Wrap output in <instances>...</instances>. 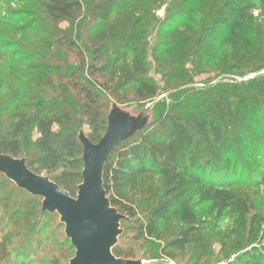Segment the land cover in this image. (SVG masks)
I'll return each instance as SVG.
<instances>
[{
    "label": "trees",
    "instance_id": "1",
    "mask_svg": "<svg viewBox=\"0 0 264 264\" xmlns=\"http://www.w3.org/2000/svg\"><path fill=\"white\" fill-rule=\"evenodd\" d=\"M31 1L46 18L21 31L79 22L82 45L68 35L72 30H61L43 51L61 63L30 64L17 71L23 74L22 84L0 94V155L25 160L34 173L77 198L85 168L80 126L88 125L85 135L99 143L109 126L110 100L119 105L130 103L131 95L141 104L157 100L148 115L152 119L117 146L104 171L107 197L123 216L114 256L202 264L214 257L218 236L223 264H264V217L253 214L248 196L235 189L252 175L262 179L264 78L192 87L195 72L209 64L223 74L228 68L237 74L264 69V0ZM163 8L162 20L158 13ZM4 14L0 11V19L8 20ZM11 45L0 46V65L5 55L10 60L17 56L7 51ZM32 51L23 52L17 62L26 63ZM75 51L79 61L71 64ZM152 65L162 71L163 87L149 77ZM4 75L0 67V79ZM65 92L72 97L67 99ZM203 153L210 175L200 161ZM5 181L0 203L14 230L0 237V264H70L76 248L67 235L54 240L61 252L50 257L44 248L32 256L33 244L25 248L15 240L22 233L39 237L41 218L59 214L44 211L42 197L7 176ZM19 190L29 197L10 208ZM223 218L233 225L217 231L212 221ZM131 221L133 240L152 247L142 258L124 238L122 225Z\"/></svg>",
    "mask_w": 264,
    "mask_h": 264
},
{
    "label": "rangeland",
    "instance_id": "2",
    "mask_svg": "<svg viewBox=\"0 0 264 264\" xmlns=\"http://www.w3.org/2000/svg\"><path fill=\"white\" fill-rule=\"evenodd\" d=\"M37 3L35 1L31 0H1L0 2V11L5 13L4 15H7L6 18L9 20V18H12L10 22L8 20H1V27L0 32L1 39H0V46L4 48L7 47L8 43L12 44L9 49H7L8 52H16L17 56L15 58H11L5 55V58L7 59L4 63H1L0 67L2 69V72L5 73L4 76L0 79V94L1 93H11L13 90L18 89L17 87L22 84V80L20 75H23L21 73H17V71L25 70L28 65H39L42 63H48V64H54L58 63L55 62V59H53V55L47 56L43 51H45V45L47 46V43L54 42L53 40L56 38V36L61 33V30L67 31L72 30L74 33H68L70 37H72L74 40L78 41L80 45H82V41L79 40L78 35H80V27L79 22H76V24L71 25L70 23H62L59 27L55 29V27L52 24H48V28L45 29L44 25L41 24V27L35 25L38 30L32 31V33H26L25 31H21V28L26 27V25L31 24L32 22H35L36 19L41 18L45 19L46 17L40 14V10H38V7L36 5ZM167 8H163V10L159 11L158 15L160 19H164L166 16V10ZM259 12H256L255 15L258 16ZM74 27V28H72ZM71 31V32H72ZM83 34V32H82ZM68 37V38H70ZM5 49V48H4ZM31 58L24 64H20L17 61H19L18 58H22V53L31 51ZM38 54H41L40 56H37ZM55 54H59V52H55ZM79 54V51L73 53V56H71L70 63H76L79 61V57L77 56ZM18 57V58H17ZM24 59V58H22ZM61 63V62H59ZM12 70L10 71L11 67ZM62 66L61 64H58L57 67ZM192 70L195 71V68L191 67ZM17 69V70H15ZM229 70V68H228ZM228 70H226L227 74L221 73V71L217 70L212 66V64L207 65L201 70H197L195 72L196 78L194 81V85H192L193 89L198 90V88H213V86H216L217 84H228V83H244L249 80L257 79V77L264 78V69L260 70L259 72H255L252 69H247L244 71L243 74H237L235 72L228 73ZM13 71V72H12ZM12 72V73H10ZM163 74L162 71L156 68L155 65H152L151 72L149 77L152 78L157 84H160L161 87L164 86L163 84ZM20 79V81H18ZM56 85L58 83L56 82ZM59 88H63V84L59 82ZM186 88V87H185ZM167 94H164L159 100L166 97ZM64 96L67 97V99H70L72 97V94L64 93ZM202 95L198 94V97H201ZM130 98V97H129ZM158 100V101H159ZM110 108L108 112V119L110 120H117L121 114L125 116V119L127 121L133 122L136 120L142 111H144L147 107L157 102V100L153 101L152 103H143L141 104L139 101L135 100L133 95H131V101L130 103L126 105H119L116 101L110 100ZM153 113V112H152ZM151 117V118H150ZM150 120L152 119V114L150 116ZM264 125V122H262ZM79 133L81 134H89V127L86 124H82L79 129ZM35 137H38L37 134H35ZM198 138V137H197ZM206 156V154H202L201 156V163L205 170H207L208 175H210V169H208V165L206 164V161H203ZM248 169H246V175H249V172H247ZM240 171V170H239ZM240 174V172H239ZM262 177V179H257L258 177H254L252 175L251 178H246L243 183L239 184L238 188L235 189L240 191L244 198L250 199L251 203L255 206V211L253 214H259L262 218L264 217V170H260L259 177ZM6 176L3 174H0V198L3 194H1L4 189L2 188V185L5 184ZM16 193V192H15ZM18 193V195H17ZM16 193V196L14 197L15 200L10 205V208L15 206L16 203H20V200L23 198L25 200L28 198V194L25 191L19 190ZM19 201H18V199ZM41 218V226L43 228V233L37 237L34 235H27V233H22L19 239H15L16 241H19L22 243V245L27 248L28 246L33 244V248H35L34 253L32 256H38L41 254L42 249L46 250V254H44L45 257L55 256L57 253L61 252V249L57 245H55L54 240L59 237L62 238L66 236L65 234V226L60 224V216L59 215H51ZM39 216V215H38ZM26 217V216H23ZM36 219V218H33ZM30 221V219H27ZM9 218L8 215L3 212V203H0V237L2 234H7L9 232H12L14 229L10 226L8 223ZM27 221V222H28ZM213 226L218 227L217 231L220 230L224 232L229 227H232L233 222L230 221L229 218H223L221 220H213ZM134 222H130V224L125 223V225H122L124 238H126L127 242H131L135 244V250L137 252V255L142 258L143 251L149 248H152L147 243H136L135 240H133V237L135 236V227L133 225ZM46 228V229H45ZM122 234V235H123ZM42 240H45L46 243L41 242ZM121 241H123L120 238ZM15 241V242H16ZM222 242L221 238L218 236L215 237V241L213 243L212 251L215 253L214 257L210 260H204L202 261V264H223L225 260H223V254L222 252ZM250 249V248H249ZM73 253V251H72ZM60 254V253H59ZM243 254V253H242ZM71 255V253H70ZM241 255V254H240ZM65 256V252L63 254ZM235 257L237 255H234ZM233 256V257H234ZM234 257V258H235ZM189 259V256L187 257ZM233 259V258H232ZM145 264H156L158 261L154 260H147V259H141ZM166 264H175L174 262L170 261H164ZM63 263H66V258H63Z\"/></svg>",
    "mask_w": 264,
    "mask_h": 264
},
{
    "label": "water",
    "instance_id": "3",
    "mask_svg": "<svg viewBox=\"0 0 264 264\" xmlns=\"http://www.w3.org/2000/svg\"><path fill=\"white\" fill-rule=\"evenodd\" d=\"M154 104L133 122L127 121L122 114L117 120H110L106 136L99 143L81 135L85 168L77 198L47 176L34 173L25 160L0 155V173L29 194L42 197L44 211L61 216L66 235L76 248L70 264H144L142 260H124L113 254L122 233L123 216L111 206L103 176L112 152L148 122Z\"/></svg>",
    "mask_w": 264,
    "mask_h": 264
}]
</instances>
